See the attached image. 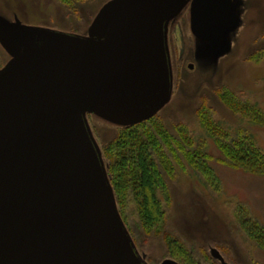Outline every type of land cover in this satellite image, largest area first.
Wrapping results in <instances>:
<instances>
[{"label":"water","instance_id":"obj_1","mask_svg":"<svg viewBox=\"0 0 264 264\" xmlns=\"http://www.w3.org/2000/svg\"><path fill=\"white\" fill-rule=\"evenodd\" d=\"M188 6L196 39L222 56L239 0H111L87 35L0 14L11 56L0 69V264H148L87 115L130 127L171 101L169 25Z\"/></svg>","mask_w":264,"mask_h":264},{"label":"rangeland","instance_id":"obj_2","mask_svg":"<svg viewBox=\"0 0 264 264\" xmlns=\"http://www.w3.org/2000/svg\"><path fill=\"white\" fill-rule=\"evenodd\" d=\"M109 1L0 0V14L26 25L87 35ZM239 2V24L227 34L225 53L218 58L193 34L189 6L170 23L168 43L173 94L171 101L153 118L160 119L175 134L176 126L186 125L194 137L195 147L205 145L212 157L209 163L220 178V186L213 187L183 153H179V160L173 158L174 173L165 175L170 193V202L166 201V231L180 239L196 261L216 258L213 252L217 250L234 263L264 264V251L242 228L236 216L238 208L243 206L264 224V177L225 164L199 117L201 109L210 108L215 119L234 137L254 135L264 151V127L233 112L221 99L222 93H232L264 112V0ZM10 59L0 43V69ZM190 64L194 65L193 69ZM87 119L102 151L124 128L93 114H88ZM126 214L128 218L124 222L148 264H163L168 260L162 261L165 258L179 261L169 254L163 232H148L140 226L133 203Z\"/></svg>","mask_w":264,"mask_h":264},{"label":"trees","instance_id":"obj_3","mask_svg":"<svg viewBox=\"0 0 264 264\" xmlns=\"http://www.w3.org/2000/svg\"><path fill=\"white\" fill-rule=\"evenodd\" d=\"M221 99L233 112L247 117L254 125L264 127V112L254 103L228 92L222 93ZM199 117L201 125L223 155L225 164L264 177V151L254 135L239 134L234 137L207 107L200 110ZM175 130L176 134L158 118L124 127L104 147V158L124 220L127 221L126 210L133 203L141 227L148 232H163L169 254L185 264H196L195 257L180 239L165 229L166 203L170 202L165 175L171 176L174 173L173 158L179 160L181 152L213 187L220 186V178L209 163L212 157L207 153L205 145L195 147L194 137L186 125H178ZM236 216L242 228L264 251V224L243 206L238 208Z\"/></svg>","mask_w":264,"mask_h":264},{"label":"flooded vegetation","instance_id":"obj_4","mask_svg":"<svg viewBox=\"0 0 264 264\" xmlns=\"http://www.w3.org/2000/svg\"><path fill=\"white\" fill-rule=\"evenodd\" d=\"M169 51H170V48H169ZM170 57H171V53H170ZM166 259H171V258H165L162 261H165ZM172 260H174V259H172ZM176 262H178L179 264H185V263L181 262L180 260L179 261H176ZM196 262H197L196 264H225V263H227V264H239V263H234V262L228 261L226 259H225V262H223V261H221L220 259H217V258H212V259H210V258L199 259ZM159 264H161V263H159Z\"/></svg>","mask_w":264,"mask_h":264}]
</instances>
